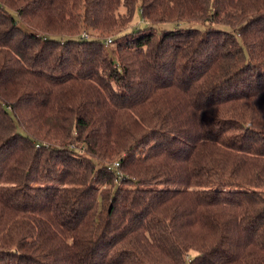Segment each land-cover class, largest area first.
Returning <instances> with one entry per match:
<instances>
[{"label": "trees", "instance_id": "1", "mask_svg": "<svg viewBox=\"0 0 264 264\" xmlns=\"http://www.w3.org/2000/svg\"><path fill=\"white\" fill-rule=\"evenodd\" d=\"M0 264H264V0H0Z\"/></svg>", "mask_w": 264, "mask_h": 264}, {"label": "rangeland", "instance_id": "2", "mask_svg": "<svg viewBox=\"0 0 264 264\" xmlns=\"http://www.w3.org/2000/svg\"><path fill=\"white\" fill-rule=\"evenodd\" d=\"M129 26H131L132 28H143V27L147 26V22H145V20H144V18L142 16L140 8L136 9L133 21L126 23L125 27H129ZM159 27L163 28L164 26L160 25ZM86 29H87V27H84V25L81 24L79 26V30L78 31H79L80 34H85L86 33ZM96 35H100L99 32H97ZM110 36H111V33H106V34L101 35L100 37H104V38L107 37L109 39Z\"/></svg>", "mask_w": 264, "mask_h": 264}, {"label": "built area", "instance_id": "3", "mask_svg": "<svg viewBox=\"0 0 264 264\" xmlns=\"http://www.w3.org/2000/svg\"><path fill=\"white\" fill-rule=\"evenodd\" d=\"M83 37L88 38L89 36L85 33V34H83ZM110 44H112V39L111 38H109L108 41H107V45L109 46Z\"/></svg>", "mask_w": 264, "mask_h": 264}]
</instances>
